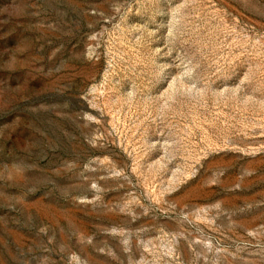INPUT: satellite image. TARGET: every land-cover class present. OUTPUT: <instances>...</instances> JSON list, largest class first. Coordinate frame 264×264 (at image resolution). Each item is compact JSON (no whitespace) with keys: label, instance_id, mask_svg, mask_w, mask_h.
<instances>
[{"label":"rangeland","instance_id":"1","mask_svg":"<svg viewBox=\"0 0 264 264\" xmlns=\"http://www.w3.org/2000/svg\"><path fill=\"white\" fill-rule=\"evenodd\" d=\"M0 264H264V0H0Z\"/></svg>","mask_w":264,"mask_h":264}]
</instances>
